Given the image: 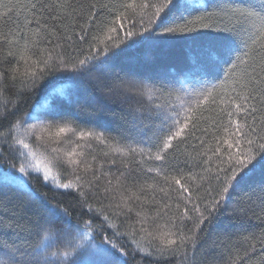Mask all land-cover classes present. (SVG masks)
Segmentation results:
<instances>
[{
  "label": "snow or ice",
  "instance_id": "1",
  "mask_svg": "<svg viewBox=\"0 0 264 264\" xmlns=\"http://www.w3.org/2000/svg\"><path fill=\"white\" fill-rule=\"evenodd\" d=\"M208 7L202 0H88L85 11L83 3L74 4L73 0H0V8L4 9L0 12L3 22L0 24L3 53L0 121L15 116L20 100L36 92L47 77L54 76L47 83L42 102L25 114L27 120L36 123L9 121L6 131L0 132L3 137L0 160L6 161L5 147L9 154L24 160L18 169L10 164L12 170L0 171V197L5 194L4 189L15 188L20 197L27 196L45 210L46 223L60 219L72 223L68 210L47 201L28 179L27 170L35 166L30 160H37L28 140L35 136L39 141L45 133L51 136L49 130L55 127L57 142L69 134L75 140L68 141L71 148L63 152V158L60 148H52L49 163L70 166L77 175L75 182L59 183L51 167L45 165L43 180L55 182L59 189H75L82 213L93 220L103 216L97 227L109 222L112 208L125 219L135 214L131 234H136L139 225V231L145 234L142 239L153 236L146 227L150 220L153 224L165 220L163 225L155 226L159 246L148 251L137 244L131 253L133 258L136 253H142L150 264H167L169 257L183 249L185 261L195 260L204 226L210 225L222 209H227L232 192L257 175L261 182L254 191L261 193L259 199L264 204V119L256 115L264 114V0H240L236 7L228 8L226 15L235 17L242 26L222 29L225 34L211 37L199 31L212 27L204 23L216 15ZM17 9L24 13V18L8 27L12 12ZM245 24H250L251 30ZM73 37L80 44L87 43L88 48L76 49L77 55H66L65 45L71 47ZM178 45L185 50V67L172 74H158L153 85L137 81L135 74L139 70L163 63ZM118 72L131 74V78L121 79ZM115 81H119L118 86L128 95H146L149 100L157 92L170 95L164 89L179 84L177 91L183 94L179 98L183 111H170V106L157 105L155 115L151 114L152 110L147 117L133 115L130 125L126 123L120 133L125 143L113 145L108 144L105 132L77 131L63 120V112L72 105H76L78 112L86 111L90 117H97L104 111V105L101 97L93 93L97 90L111 93ZM205 112L211 115L205 116ZM41 116H59L61 121H43ZM202 124L207 127L202 128ZM198 131L202 136L196 135ZM209 134L214 148L205 139ZM189 138L197 140L204 150L183 153L185 166L198 167L200 172L184 173L178 167L179 146ZM93 141L108 148L105 156L111 153L122 158L124 171L115 177V184L112 175L104 171L103 161L97 162L96 156L88 159L85 148L91 149ZM108 165L114 167L116 160L108 161ZM132 165L145 176L161 178L165 186L156 183L125 186L122 178ZM101 188L104 198L109 200L108 207H94L89 202L88 191L99 192ZM173 192L178 193L179 201L174 206L156 200L157 194H161L162 200H171ZM134 205L141 210L136 211ZM145 205L159 208L150 218L144 211ZM173 207L176 214L169 215ZM238 212L243 214L242 209H233L229 215L236 216ZM186 220L193 222L190 234L182 230ZM86 223L92 227L91 222ZM51 239L52 236L45 235L42 246L46 247ZM189 247L193 249L192 258L187 256ZM14 252H3L8 259L0 264H16ZM129 254L111 241H101L93 247L91 264H128Z\"/></svg>",
  "mask_w": 264,
  "mask_h": 264
},
{
  "label": "trees",
  "instance_id": "2",
  "mask_svg": "<svg viewBox=\"0 0 264 264\" xmlns=\"http://www.w3.org/2000/svg\"><path fill=\"white\" fill-rule=\"evenodd\" d=\"M7 2V0H5ZM23 2V0H21ZM117 2V0H112ZM202 2L209 5L208 11L215 12L211 19H206L204 23L211 24L212 27L208 29H200V32L206 33L208 37L218 34H225L221 30L226 28H240L241 22L231 15H226L227 9L230 7H236L240 0H202ZM73 3H83L85 5V11L87 10L88 0H73ZM217 5H220L218 8ZM223 8L224 11H221ZM4 9L0 8V12ZM24 13L17 9L12 12L11 20L9 21L8 27H12L13 23L19 20H23ZM145 26H147V17H145ZM3 22L0 21V24ZM83 23V21H80ZM244 27H248L251 30L250 24H245ZM8 28H3V31H7ZM137 30L138 27H137ZM79 33V29H76ZM123 34V33H121ZM73 44L71 47L65 45L66 55H77L76 49L87 50L88 44H80L76 42L73 37ZM56 43L53 38V44ZM51 47V46H50ZM3 58V53L0 52V59ZM11 64H15V60H12ZM120 62L117 61V65ZM186 56L185 50L182 46H176L168 56L167 60L163 63L139 70L135 74V78L142 84L153 85L158 74L168 73L172 74L178 72L180 69L185 67ZM5 67L10 66L9 64L3 65ZM23 70V69H21ZM121 79L131 78V74L126 75L125 72H118ZM54 76H49L43 82L36 92L27 95L22 98L19 102V111L15 116H9L7 120L0 121L3 127H0V132L6 131L9 121L15 122L17 119H21L26 122V113L31 111L33 105L42 102L44 95L47 90V83L49 80H53ZM167 83V81H165ZM119 81H115L113 87L114 90L109 92L95 91L93 94L97 97H101L102 104L104 105V111L97 117H90L87 112H78L76 105L69 106L63 112V120L68 121L72 127L76 128L77 131L83 130H95L97 132H105L109 145L116 143H125L121 139V130L125 127V124L131 123L133 115L140 116L141 114L147 117L150 114L155 115V109L157 105H164L166 102L176 99L175 88H165L164 93H171L170 95H161L157 92L152 100L148 97L136 95H128L122 87H119ZM159 87L158 84L155 85ZM255 103V102H254ZM12 105L9 104V108ZM259 107V104H257ZM199 115V113H197ZM205 116L211 115L209 112L204 113ZM259 119H264V114H256ZM48 121H61V117H47ZM243 119V117H241ZM258 119V123H259ZM145 123H148L145 120ZM249 123L251 118L249 117ZM23 126V125H22ZM201 127H207V125H201ZM52 135L49 136L47 133L40 140L44 144L51 146V144H58L57 137L55 136V127L49 130ZM222 134V133H221ZM197 136H202V133L198 131ZM207 144H212L215 147L214 141L212 140L211 134L205 138ZM69 140H75L70 134L64 138V147L70 150L71 145L68 144ZM62 141V140H61ZM3 143V137H0V144ZM206 144V146H207ZM60 145V144H59ZM196 146L195 149L193 146ZM5 160H0V171L12 170L9 168L10 164H15L18 169L20 164L24 163L23 159H17L16 156L9 154L8 149L5 147ZM204 149L198 146V141L189 138L186 143H181L179 146V165L178 167L183 170L184 173L200 172L201 169L189 165L185 166V156L183 153L195 154L196 151H203ZM85 152L88 159L92 156H96L97 162L103 161L105 163L104 171L110 173L115 184V177L120 175V172L124 171L121 163L122 158L119 155L109 153L107 156L104 155L108 152V148L105 145L92 142L91 149L85 148ZM210 154V153H209ZM116 160V165L110 167L108 161ZM61 179L63 182L67 181L75 182L77 173L74 172L70 166H65L59 163ZM177 165L173 162V168ZM70 167V168H69ZM19 174V173H17ZM172 174H176L173 172ZM28 179L31 186L41 193L44 198L52 204H59L60 206L68 210L69 216L71 217L72 223L69 225L64 219L53 221L52 223H46L47 213L40 207V205L34 201L28 199L27 196L20 197L17 194L15 188L4 189V195L0 197V262L8 259L7 256L3 255L5 251L15 250L16 264H86L84 262L91 261L87 253L89 244H85L76 253L69 254V248L72 247V241L69 237V230L75 228L77 230L88 229L93 232V239L95 243L100 244L101 241H111L118 247H123L126 252H129L127 257L128 264H150V260L143 258L142 253L131 254L136 245L139 244L142 248L151 251L153 247L159 246V240L156 232V225H163L165 220H156L155 223L146 225L149 232L153 233L152 237H146L144 233L139 231V225H137V232L135 235L131 234L130 225L136 219L135 214L125 219L123 215L115 214L114 208L110 209L113 213L110 216L108 223L104 224L103 227H97L103 220V216L99 219L93 220L92 217L86 213H82L78 206V193L75 189L64 190L59 189L55 184L45 183L43 176L40 173L29 171ZM123 183L127 187H131L134 184H159L164 187V183L159 177L154 175L145 176L139 171V169L132 165L131 169L125 173L122 178ZM261 182V177L257 175L248 184L243 185L238 191L231 193V198L228 203L227 209H222V212L217 216L210 225L204 226V231L200 233V247L195 249V260L189 259L185 261L184 250H180L175 254L174 257H169L167 264H203V262L210 260L212 264H264V204H262L259 197L261 193L254 189ZM135 190L134 188L132 189ZM89 202L94 207H108L109 200L104 198L103 188L99 192L95 189L88 191ZM127 193H125L126 195ZM117 196L119 193L116 194ZM150 195V194H149ZM178 193H172L171 200H162L161 194L156 195V200L172 203L173 206L179 201L176 199ZM201 195H204L203 190ZM183 205L181 204V208ZM136 211H140V207L134 205ZM159 208L158 205H145L144 211H146L151 218L153 213ZM233 209H242L243 214L237 213L236 216H230L229 213ZM108 214V213H105ZM176 214V209L173 207L172 212L169 215ZM86 222H91L92 227L89 228ZM193 228V222L186 220L183 225V231L185 234H190L189 229ZM45 235L53 237L46 247L42 246V241ZM70 240V241H69ZM213 245L215 247L213 248ZM50 246V247H49ZM37 248L41 250L38 251ZM43 250V251H42ZM46 250V251H45ZM54 250V252H53ZM20 251L26 252L24 261ZM28 252V253H27ZM55 253V255H52ZM67 253V255H65ZM23 254V255H24ZM41 256V257H39ZM187 256L192 258L193 249L189 247L187 249ZM37 258V260L35 259Z\"/></svg>",
  "mask_w": 264,
  "mask_h": 264
},
{
  "label": "rangeland",
  "instance_id": "3",
  "mask_svg": "<svg viewBox=\"0 0 264 264\" xmlns=\"http://www.w3.org/2000/svg\"><path fill=\"white\" fill-rule=\"evenodd\" d=\"M179 87H180L179 84H175L173 86V88H175L176 99L168 101V102H166L163 105L166 108L170 106V109H169L170 111H173V110L181 111V112L183 111L181 109V107H180V99H179V98H183V94L177 91V89H179ZM188 87L190 88L191 85H188ZM40 119L43 120V121H48L47 120L48 118L44 117V116H41ZM25 123L26 124H33V123H36V121L27 120V118H26V122ZM44 135L45 134H43V136ZM63 140L60 141V143H58V144H54L53 143V144H51V146H48V145L44 144L43 142H41L40 140L38 141L35 136H32L28 140V142L32 145L33 151L36 152L37 160H30V162L33 165H35V166L32 167V168H29L27 171L28 172L29 171L37 172V173H40L43 176V169H44L45 165H48V166L51 167L52 173L57 176L58 182L59 183H65L61 179V172H60L61 170L59 168V166H60L59 162H53L51 164L49 163L52 160V156H53V154L51 152L52 148H60L62 150L61 158H63V152L68 151V149L63 146L64 145V141ZM69 182H71V181H67V183H69ZM48 183H52L53 185L54 184L56 185V183L52 182V181H49ZM68 237L71 240H76L75 242L72 241V244H71L72 247L69 248V254L76 253L79 249L82 248V246H84L85 244L88 243L89 244V249H88V252H86V253H87L89 258L93 259V257H92L93 247L94 246H98L99 244L94 242L95 239L93 238V232L91 230H88V229L77 230L75 228H71L69 230V234H68L67 238ZM53 252H54V250H53ZM24 253H26V252L25 251L24 252L20 251L18 254H21V257H19V258H22L24 261H26L27 257H26V259H24L25 256H26V254H24ZM39 257H41V256H39ZM17 259L18 258L15 259L16 263L19 261V260L17 261ZM35 259L37 260V258H35ZM85 261L86 262H84V263L91 264L92 260L90 262L87 261V260H85Z\"/></svg>",
  "mask_w": 264,
  "mask_h": 264
}]
</instances>
